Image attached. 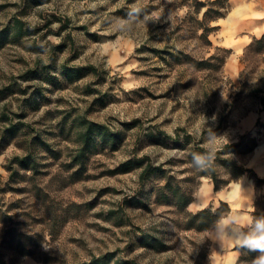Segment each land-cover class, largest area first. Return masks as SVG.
<instances>
[{
  "label": "rangeland",
  "instance_id": "1",
  "mask_svg": "<svg viewBox=\"0 0 264 264\" xmlns=\"http://www.w3.org/2000/svg\"><path fill=\"white\" fill-rule=\"evenodd\" d=\"M196 1L0 0V244L7 229L15 240L3 264H223L219 222L188 226L201 178L207 206L228 202L219 221L234 181L253 184L254 209L264 183L246 172L215 190L196 157L237 143L221 156L264 178V52L229 31L231 0ZM210 5L225 14L206 20ZM17 155L30 164L9 168Z\"/></svg>",
  "mask_w": 264,
  "mask_h": 264
},
{
  "label": "trees",
  "instance_id": "2",
  "mask_svg": "<svg viewBox=\"0 0 264 264\" xmlns=\"http://www.w3.org/2000/svg\"><path fill=\"white\" fill-rule=\"evenodd\" d=\"M223 0H212L210 1L211 3H216V2H220ZM206 5V1H196V6H204ZM206 13L205 14V19L207 20V18L210 17H219L222 16L223 13L220 8H213L211 5L208 6V8L205 10ZM204 19V20H205ZM204 22V21H203ZM207 28V27H206ZM206 28L204 30V33L206 34ZM208 34V33H207ZM248 50L250 51H255V52H264V33H262L261 36L259 37H254L253 40L248 44L247 46ZM189 61H194V63L201 65V63H211V61H206V60H194L192 59L191 56H189ZM224 57L221 58V61H224ZM222 64V62H221ZM95 69L94 66L90 65V66H85V67H79V66H73L72 68H67L66 72L70 75V77H74L76 75H80V71L82 69ZM21 129L20 126L16 123H11L9 124V126H7L5 128V132L9 133L10 136H15L17 134V131ZM85 135V139H86V144L90 145L91 140H93L94 136H93V126H89L88 131L84 133ZM86 146V147H89ZM236 144H226L225 147H234L236 146ZM256 145V143L254 142L253 144H251L247 149H245V151L251 150L254 146ZM225 147L223 148L225 150ZM204 151H206L204 153V161L203 164H198V167H201L204 164H208L207 167L203 168L200 170L201 174H209L212 177V180L214 182V188L215 190H219L222 187H224L225 185H227L232 179L234 178H238L240 176H242L243 174H245L246 172H250L256 186H259L260 184L264 183V178L259 176L257 172H255V170H253L250 167H247L244 163L239 162L237 159L233 158V157H228V156H221L222 153H224L227 150H218L216 152V158L215 160H211V155L208 152L207 149L205 148H201ZM222 161V164L225 165V167L227 168L228 171V175L226 178H222L219 174V169L217 168V162ZM11 163L8 164L9 168H12L14 163H19L20 165L23 166H27L29 165V160H28V156H15L14 158L11 159L10 161ZM158 167L152 164V163H148L145 168L143 169L141 176L142 178L148 177L151 174H153L155 171H157ZM3 188L0 186V190H2ZM175 195H177L180 199V203L182 205H186L189 202L192 201V195L188 194L187 192L183 191H175L174 192ZM256 208L254 211V218H259V216L264 212V197L262 198L261 196H258V199L256 200ZM229 205L227 201H223L221 203V205L217 206V207H212V206H206L205 208H203L202 210H197L196 212H192L189 213L188 216V226L191 227H196L197 229L200 230H204V229H209L212 228L216 225L217 222H219V220L227 214V212L229 211ZM6 235L4 236L0 247L4 246V245H8L7 247H12L14 246V242L15 240L13 239V236H11V234H9L11 232V229H7L6 230ZM12 237V238H9ZM244 251L249 252L247 249H243ZM33 253L31 250H24L22 252H20L21 254L25 255L28 253ZM251 253L253 256H256L257 253L255 252H249ZM243 259V258H241ZM0 262L4 263V254L2 252V250H0Z\"/></svg>",
  "mask_w": 264,
  "mask_h": 264
},
{
  "label": "crops",
  "instance_id": "3",
  "mask_svg": "<svg viewBox=\"0 0 264 264\" xmlns=\"http://www.w3.org/2000/svg\"><path fill=\"white\" fill-rule=\"evenodd\" d=\"M234 8L227 18V27L235 37L240 35L244 43H249L254 37H259L264 33V0H231ZM242 186V191L236 195H232V189L228 190V197L231 201V211L229 216H253L252 209L254 203L253 184L249 180L243 178L239 182ZM212 183L207 182L208 189H212ZM207 200V197H206ZM202 203V199L199 200ZM196 201L193 203L196 204ZM224 217V218H226ZM223 218V219H224ZM243 228L233 222L224 229L225 233L230 238H236L243 234ZM219 231V224L215 230L216 236ZM218 241V240H217ZM218 247L221 254L225 255L228 251H240L238 249H231L229 243L226 241L221 247L218 241ZM0 264H3L0 262Z\"/></svg>",
  "mask_w": 264,
  "mask_h": 264
},
{
  "label": "clouds",
  "instance_id": "4",
  "mask_svg": "<svg viewBox=\"0 0 264 264\" xmlns=\"http://www.w3.org/2000/svg\"><path fill=\"white\" fill-rule=\"evenodd\" d=\"M134 12H138V9H134ZM131 16V13H130ZM129 21H122L121 24H128ZM103 47V46H102ZM129 87L131 85H128ZM226 143H228L227 137L222 138ZM179 150H173L171 153L172 156L177 155ZM196 162L198 164H203V158L200 156L196 157ZM242 191V186L239 182L234 181L232 184V195ZM209 194V189L207 187V182L205 178H201L200 187L197 189L194 195L202 199V203L199 205L193 203L190 205V208L202 210L207 206L206 197ZM254 212L255 209L253 208ZM235 222L241 227H247L248 231L243 233L241 236L236 238H230L225 233L224 229ZM216 239L220 242L221 247L227 241L231 249H247L249 252H255L257 255L252 259L251 264H264V217L254 218L251 215L246 216H229L221 221H219V231ZM221 255L213 254L211 258L213 259V264H218V260ZM239 252L238 251H228L223 255V264H238Z\"/></svg>",
  "mask_w": 264,
  "mask_h": 264
}]
</instances>
